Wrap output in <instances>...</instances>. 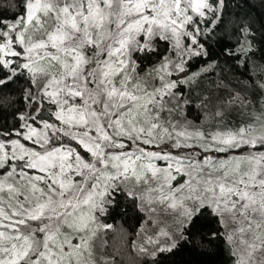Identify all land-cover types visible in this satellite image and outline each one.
Wrapping results in <instances>:
<instances>
[{"label": "snow or ice", "instance_id": "obj_1", "mask_svg": "<svg viewBox=\"0 0 264 264\" xmlns=\"http://www.w3.org/2000/svg\"><path fill=\"white\" fill-rule=\"evenodd\" d=\"M233 5L0 2V264H120L98 241L129 211L143 264H264V14ZM219 57L260 62L251 95L196 92Z\"/></svg>", "mask_w": 264, "mask_h": 264}, {"label": "trees", "instance_id": "obj_2", "mask_svg": "<svg viewBox=\"0 0 264 264\" xmlns=\"http://www.w3.org/2000/svg\"><path fill=\"white\" fill-rule=\"evenodd\" d=\"M2 2V0H0ZM250 2H255V0H250ZM235 4L241 5L240 7L234 6ZM234 5L229 9L228 20H235L245 13H249L251 16H258L264 14V8H261L257 3L254 10H250L247 6H244L243 0H234ZM259 27V25H255ZM231 28V25H229ZM195 68L205 67L206 65H200L193 62ZM251 63V62H250ZM257 67L253 72L246 71L243 66L238 65L235 61L225 62L224 57H219L216 61V65L213 68H209L205 73H203V78L200 80L199 87L196 89L197 93L212 91L216 93L217 91L222 97H227L229 92L239 91L244 95H251V89L247 86V81L249 76H254L260 74V62L257 61ZM217 85L220 88L217 89ZM195 95V94H194ZM11 111V109H9ZM195 109L189 112V118H192L195 114ZM234 122L239 121V117L236 113H233ZM8 121L11 123V116H8ZM147 214L136 213L129 211L127 217H117L115 221L109 219L108 223H115L118 229L115 233L108 234V247L103 249L99 247L101 242L98 241V253L107 254L109 256L116 255L117 260L120 264H143V261L137 257L135 251L131 246H126V241L128 239H136L135 233L140 230L141 224L147 220ZM127 230L131 236L124 235L119 229ZM148 229L147 234L151 235L152 231L155 229L154 224L146 225ZM216 244L214 242L213 247ZM160 264H221L224 259L223 256L214 255L209 256L203 253L202 250H194L191 246L184 248L183 250L177 252L176 254H163L158 257Z\"/></svg>", "mask_w": 264, "mask_h": 264}]
</instances>
